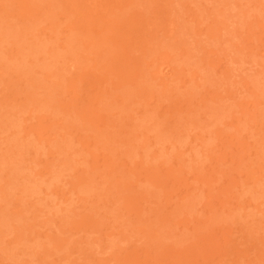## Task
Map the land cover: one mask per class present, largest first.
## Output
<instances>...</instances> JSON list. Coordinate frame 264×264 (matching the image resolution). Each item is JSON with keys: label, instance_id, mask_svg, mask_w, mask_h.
Returning <instances> with one entry per match:
<instances>
[{"label": "rangeland", "instance_id": "rangeland-1", "mask_svg": "<svg viewBox=\"0 0 264 264\" xmlns=\"http://www.w3.org/2000/svg\"><path fill=\"white\" fill-rule=\"evenodd\" d=\"M0 264H264V0H0Z\"/></svg>", "mask_w": 264, "mask_h": 264}]
</instances>
